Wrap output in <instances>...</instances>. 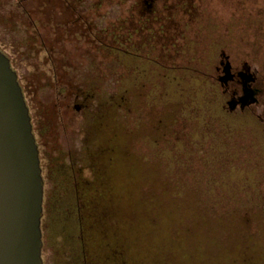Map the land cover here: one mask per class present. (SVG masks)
<instances>
[{"label":"rangeland","instance_id":"rangeland-1","mask_svg":"<svg viewBox=\"0 0 264 264\" xmlns=\"http://www.w3.org/2000/svg\"><path fill=\"white\" fill-rule=\"evenodd\" d=\"M121 27L133 30L128 46L136 54L106 49ZM0 46L32 105L34 128L46 129L53 166H66L70 153L83 165L89 133L99 131L106 153L98 165L118 177L116 196L128 190L125 164L114 167L108 156L114 118L103 105L121 76L129 105L142 109L135 122L145 138L179 142L166 152L176 156L177 186L193 204L207 189L220 196L223 219H202L197 206L195 219H131L120 208L130 206L124 197L122 219L87 220L89 261L264 264V0H0ZM226 64L232 73L247 67L255 76L254 102L231 108L242 90L221 82ZM74 87L85 90L88 110L75 109ZM87 111L103 112L104 126L93 125ZM119 121L133 123L129 113ZM60 187L53 199L66 197ZM49 223L44 264H79L77 219ZM119 251L118 261L105 260Z\"/></svg>","mask_w":264,"mask_h":264},{"label":"trees","instance_id":"trees-1","mask_svg":"<svg viewBox=\"0 0 264 264\" xmlns=\"http://www.w3.org/2000/svg\"><path fill=\"white\" fill-rule=\"evenodd\" d=\"M145 13L139 14V18L141 19ZM149 19L151 18L149 17ZM121 28H123L120 29L121 31L113 30L112 43L111 45H106V49H111L113 53L116 51L115 55L120 50L124 53L133 54L128 46L133 30L124 27ZM143 30L145 29L142 26L137 28L135 32L140 33ZM148 31L151 32L152 30L148 29ZM152 32L153 38L154 36L158 37L159 33L156 34V31ZM123 81L124 79L121 76L114 78L111 85L113 86V92L108 97L103 96V105L106 107V103H109V106L112 107L114 118L108 141V156L111 161H114V167L125 164L128 175L126 173L124 177L126 178L128 176L129 178L128 190L125 188L126 192L123 190L119 196H116L117 190L115 188L116 183L118 184L116 180L118 177L110 174L108 169H105L101 165V162L98 165V156L101 154V157L105 156L106 145L103 144V141L101 142V132L96 131L95 127L94 131L97 133H89V141L86 142L85 152L82 153L83 161L79 160L83 164L81 166L72 157V153H70V162L66 166L65 163L53 166L50 162L51 157H48V153L45 152L48 144L46 129L45 127L34 128L40 147L45 179L44 217L42 219L44 244L47 245L50 237L49 232L51 233L50 219H77V223L80 226V240L78 241L82 247V258L79 264H95L93 260H88L89 244L86 243L87 241L82 235L83 230L90 231V228L87 227L89 225L87 224V220L122 219L123 217H120V208L124 209V213H129L127 217L129 216L131 219H195L196 217L193 216L196 210L194 206H197L200 209L199 212L202 214V219H204V214L206 216L208 214L211 219H223L219 195H212V190L207 189L205 190L207 192L204 191L205 199L201 196L198 198L199 201L193 204L192 196H190L188 190L181 189L177 186L178 175L173 171L174 165L177 164L176 156L166 154V152L170 153V150L177 149L179 142L172 141L170 138L163 142L160 141V138H150V140L145 138L142 133L141 124L135 122L142 115V109L139 106V108L136 107L135 109L132 105H129L131 96L125 91L127 89L124 90ZM57 89L58 91L61 90L59 87ZM66 91L68 90L66 89ZM72 91L74 95L73 99L75 100V109L87 108L88 110L89 104L85 103V90L74 87ZM24 93L26 95L25 91ZM26 99L31 112H33L27 95ZM79 100H82V103ZM229 104L231 108L235 107L232 100H230ZM87 112L92 117L91 121H93V125L96 124V127H98V124L99 126H104L101 121L104 116L103 112L99 116L97 115L98 117L92 111ZM128 113L133 123L123 126L119 119ZM121 137L122 139L124 137V139L121 140ZM112 140L115 142L114 145L111 144ZM61 153L62 156H66L63 149H61ZM117 158L118 160H116ZM104 169L108 173L107 178H105ZM86 173H90L92 176H87ZM54 186L64 188L66 197L62 196L53 199L54 192H56ZM124 197H128L130 206L123 205V207L119 208L118 204H120L119 202ZM229 213H232L231 210ZM122 254L119 251V253L117 252L116 254L107 256L105 260L107 262H112L114 259L118 261V258H121ZM120 263L124 264V260L122 259Z\"/></svg>","mask_w":264,"mask_h":264},{"label":"water","instance_id":"water-1","mask_svg":"<svg viewBox=\"0 0 264 264\" xmlns=\"http://www.w3.org/2000/svg\"><path fill=\"white\" fill-rule=\"evenodd\" d=\"M45 179L30 107L0 48V264H44Z\"/></svg>","mask_w":264,"mask_h":264},{"label":"flooded vegetation","instance_id":"flooded-vegetation-1","mask_svg":"<svg viewBox=\"0 0 264 264\" xmlns=\"http://www.w3.org/2000/svg\"><path fill=\"white\" fill-rule=\"evenodd\" d=\"M150 17V15H149ZM148 17V18H149ZM149 22V20H146ZM147 27V25H146ZM229 66V67H228ZM226 75L221 77V82L229 85L230 82H235L241 87L242 95L238 99L232 100L234 105L241 104L242 106L248 105L256 100V90L253 89V83L255 82V76L250 73L247 67L243 68L238 73H232L230 65L226 64L224 69ZM225 77L227 78L225 80Z\"/></svg>","mask_w":264,"mask_h":264}]
</instances>
